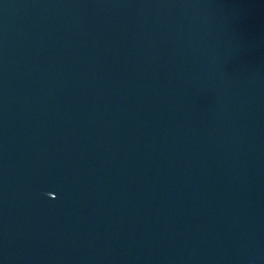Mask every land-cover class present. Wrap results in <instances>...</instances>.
I'll return each mask as SVG.
<instances>
[{"label":"water","instance_id":"water-1","mask_svg":"<svg viewBox=\"0 0 264 264\" xmlns=\"http://www.w3.org/2000/svg\"><path fill=\"white\" fill-rule=\"evenodd\" d=\"M0 264H264V0H0Z\"/></svg>","mask_w":264,"mask_h":264}]
</instances>
